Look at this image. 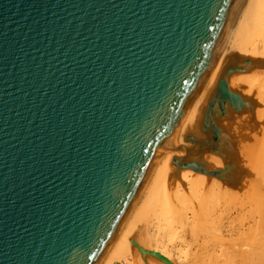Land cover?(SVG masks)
Returning a JSON list of instances; mask_svg holds the SVG:
<instances>
[{"label":"water","instance_id":"95a60500","mask_svg":"<svg viewBox=\"0 0 264 264\" xmlns=\"http://www.w3.org/2000/svg\"><path fill=\"white\" fill-rule=\"evenodd\" d=\"M248 3L0 0V264H102L174 164L225 157Z\"/></svg>","mask_w":264,"mask_h":264},{"label":"bare ground","instance_id":"6f19581e","mask_svg":"<svg viewBox=\"0 0 264 264\" xmlns=\"http://www.w3.org/2000/svg\"><path fill=\"white\" fill-rule=\"evenodd\" d=\"M223 78L231 92L241 88L246 93L234 92L245 104L242 113L229 112L225 121L217 122L225 157L205 154L198 159L207 172L180 170L174 164L102 264L185 262L189 252L175 246L185 235L194 264L263 262L264 0H249ZM216 91L178 159L192 141L203 139L204 119Z\"/></svg>","mask_w":264,"mask_h":264},{"label":"rangeland","instance_id":"374dc122","mask_svg":"<svg viewBox=\"0 0 264 264\" xmlns=\"http://www.w3.org/2000/svg\"><path fill=\"white\" fill-rule=\"evenodd\" d=\"M237 88H235L234 89V92H236L237 91V93H239V94H241L242 92H241V88H239V90L237 89ZM243 91V90H242ZM244 92V91H243ZM245 93V92H244ZM244 93L243 94H241V95H244ZM246 94V93H245ZM250 96V95H249ZM250 98H252V96H250ZM212 113H213V119H214V122L217 124V122H218V124H220V122H222V121H225V120H223L222 118H220V115H219V113H220V110H219V108H218V105L216 106V107H214V109H213V111H212ZM237 116L238 115H240V114H236ZM217 117H218V119H217ZM217 119V120H216ZM225 119H227V118H225ZM231 120H233L232 118H231ZM231 120H230V122H231ZM235 120H236V118H235ZM237 122V121H236ZM235 122V123H236ZM233 125H235L234 123H233ZM210 128L209 127H205L204 126V124H203V135H204V137L203 138H205V136L207 135V134H209L210 133ZM191 146H193L192 144L189 146V147H191ZM211 155H215V156H218L219 154H217V153H211ZM218 157H221V156H218ZM193 161H196L200 166H201V168L203 169V168H206L205 167V164H204V162L203 161H199L198 159H193ZM217 171H219V173H222L223 171L222 170H217ZM262 227H263V230H264V219H263V221H262ZM186 239H188V240H186ZM181 240H183V241H181ZM181 240H179V241H176L175 242V246L177 247V248H179V246H180V248L182 247V249L184 250V251H188L189 252V254L190 255H188V257L186 258V260H185V262H178L177 264H194L193 263V252H192V247L191 246H189L188 245V242H189V240H190V237L189 236H187V235H185V240L184 239H181ZM186 242V243H185ZM177 243V244H176ZM185 243V244H184ZM184 245V246H183ZM185 245H187V246H185ZM189 246V247H188ZM186 247H188V248H186ZM190 248H191V250H190ZM186 249V250H185ZM191 252H190V251ZM173 254H175V256L174 257H176L177 256V254H176V251H174V253ZM176 259V258H175ZM261 264H264V259H263V262H261Z\"/></svg>","mask_w":264,"mask_h":264},{"label":"built area","instance_id":"2783aa9c","mask_svg":"<svg viewBox=\"0 0 264 264\" xmlns=\"http://www.w3.org/2000/svg\"><path fill=\"white\" fill-rule=\"evenodd\" d=\"M116 264H121V263H116Z\"/></svg>","mask_w":264,"mask_h":264}]
</instances>
